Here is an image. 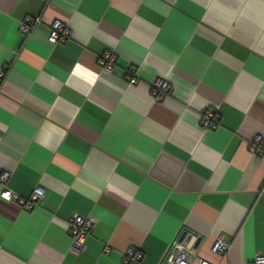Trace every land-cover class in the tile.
Returning a JSON list of instances; mask_svg holds the SVG:
<instances>
[{
	"label": "crops",
	"instance_id": "crops-1",
	"mask_svg": "<svg viewBox=\"0 0 264 264\" xmlns=\"http://www.w3.org/2000/svg\"><path fill=\"white\" fill-rule=\"evenodd\" d=\"M0 67V192H44L0 198V264H159L180 232L211 264L264 256V0H0ZM74 215L93 222L77 254Z\"/></svg>",
	"mask_w": 264,
	"mask_h": 264
},
{
	"label": "built area",
	"instance_id": "built-area-1",
	"mask_svg": "<svg viewBox=\"0 0 264 264\" xmlns=\"http://www.w3.org/2000/svg\"><path fill=\"white\" fill-rule=\"evenodd\" d=\"M39 23V19H29L22 21L19 25V33L23 36H26L29 31ZM70 35L68 26L59 20H55L50 28L48 35V42L50 44H57L64 42ZM116 62V54L111 51H105L98 58V66L104 72L111 73ZM6 73L4 67H0V81ZM128 82L131 85L136 84L135 78H129ZM151 94L156 101L163 100L170 92L169 85L161 80H156L150 85ZM217 126V120L214 118L212 113H208L204 117L203 127L204 128H215ZM264 141L262 137L256 136L252 142H250L249 150L251 152H256L257 150H262ZM8 175L3 173L0 176L2 182H5ZM7 196V199H5ZM44 192L40 187H36L29 197L23 198L14 194L9 189H3L0 192V198L4 201H14L23 208L30 209L35 203L42 199ZM93 222L89 217H83L80 215H74L70 218L69 221V236L71 240V250L74 253H79L83 250L85 245V240L92 230ZM196 239V236L193 238ZM229 243L223 239H216L215 243L212 246V251L215 253H221L229 250ZM109 248H104V253H108ZM143 257V253L140 250L135 248H128L124 253V261L126 264H138ZM191 260H195L196 264H211L210 262L198 257L196 255V248L194 246H189L184 240L183 232H180L176 238L168 246L166 253L163 258L160 260L159 264H191ZM251 264H264V256L258 254L255 256Z\"/></svg>",
	"mask_w": 264,
	"mask_h": 264
},
{
	"label": "water",
	"instance_id": "water-1",
	"mask_svg": "<svg viewBox=\"0 0 264 264\" xmlns=\"http://www.w3.org/2000/svg\"><path fill=\"white\" fill-rule=\"evenodd\" d=\"M200 242V238H196L195 244H194V248L198 247V244Z\"/></svg>",
	"mask_w": 264,
	"mask_h": 264
},
{
	"label": "clouds",
	"instance_id": "clouds-1",
	"mask_svg": "<svg viewBox=\"0 0 264 264\" xmlns=\"http://www.w3.org/2000/svg\"><path fill=\"white\" fill-rule=\"evenodd\" d=\"M5 199H7V196H5Z\"/></svg>",
	"mask_w": 264,
	"mask_h": 264
}]
</instances>
